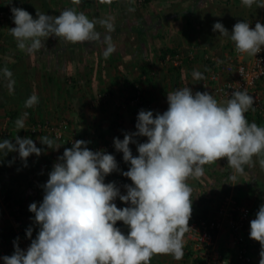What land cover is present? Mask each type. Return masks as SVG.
Returning a JSON list of instances; mask_svg holds the SVG:
<instances>
[{"label": "clouds", "instance_id": "9594fccd", "mask_svg": "<svg viewBox=\"0 0 264 264\" xmlns=\"http://www.w3.org/2000/svg\"><path fill=\"white\" fill-rule=\"evenodd\" d=\"M242 3L249 8L253 4L264 8V0ZM11 12L15 27L9 31L21 51H39L51 36L72 44L103 43L106 58L115 51L110 19L90 20L75 8H66L58 16L37 10L36 19L22 8L13 7ZM97 24L108 33L102 40ZM213 30L229 37L240 54L256 56L264 46V24L260 22L255 28L249 22H237L231 33L216 22ZM2 72L12 90V72L7 68ZM192 75L196 80L205 79L198 70ZM38 102L33 94L25 107ZM167 103L162 114L140 110L136 131L113 140L116 151L122 152L124 162L130 165L121 173L132 182L124 185L126 194H121L115 182L105 183L106 176L120 171L114 155L92 151L84 140H75L65 148L42 185V202L29 205L38 226L35 238L29 227L28 248L23 250L14 241L13 254L2 257L4 264H150L154 255L161 254L182 259L185 235L192 230L193 188L187 181L202 177L204 165L221 159H226L233 170L231 184H236L245 166H254L253 157H262L259 164L264 169V127L246 118L245 113L254 111V98L246 89L235 90L221 103L207 91L194 93L183 87L168 92ZM26 116L16 120L18 130L25 128ZM136 137L147 140L140 143ZM14 140L0 141V152L18 153L24 166L31 155L38 157L44 151L31 138L16 136ZM39 140L48 148H59L48 136ZM133 143L138 152L135 156L129 147ZM117 198L127 206L118 208L114 202ZM117 222L127 226V234L116 226ZM249 236L261 245L259 264H264V204L250 221Z\"/></svg>", "mask_w": 264, "mask_h": 264}, {"label": "crops", "instance_id": "0c3cea01", "mask_svg": "<svg viewBox=\"0 0 264 264\" xmlns=\"http://www.w3.org/2000/svg\"><path fill=\"white\" fill-rule=\"evenodd\" d=\"M3 1L5 6H10V0ZM11 1L17 8L26 11L31 8L34 15L38 10L58 16L66 8H75L90 20L110 19L114 26V31L110 35L115 51L106 58L103 54L106 45L103 43L72 44L55 36L44 42L46 48H41L40 52L22 56V51L17 48L16 40L9 31L15 27L12 13L5 24H0V132L4 131L2 136L13 143L16 136L28 137L38 148L44 149L38 157L35 154L31 155L27 159V166H24L18 153L10 152L4 155L0 152V160L3 157L5 159V164L0 162V219L3 218V221L10 225L13 224L16 231L17 224L22 222V226L27 229L32 227V234L36 236L38 226L34 224V213L29 211V205L33 202L37 204L42 202L44 195L42 185L46 183L49 172L61 156L63 146L55 140V146H59L56 150L42 145L39 138L43 136L30 135L26 132L28 126L34 121L54 122L66 118L70 123L71 133L82 136L89 144L108 140L114 133L124 136L125 133L135 132L138 112L143 109L153 111L154 115L157 112L162 114L168 108L167 93L183 88L180 87L182 83L193 92L197 90L209 92L206 89L209 88L207 83L194 79L193 70L184 66L187 60L180 66H174L170 62L162 64L161 58H157L160 49L170 48L175 54L182 55V60L197 58L193 60L194 63L197 61L194 70L203 73L204 54L211 52L216 56H222L224 48L211 51L198 46L199 29L196 24H187L184 16L157 23L156 19L160 18V14L176 0H165L166 2L149 0L141 7L130 6L129 0H111L110 3L108 0L104 2L80 0L79 4H74L73 0ZM25 3L28 4V8L25 7ZM260 10L259 18L249 22L251 28H255L257 22L264 24V8ZM190 27H194V30L192 31ZM138 28L144 30L145 35L140 36L142 40L140 45L148 48V54L145 48L143 54L136 49L139 43L137 37L135 38L136 34L131 31ZM96 30L101 33V40L108 34L99 24L96 25ZM77 45L80 48H77ZM145 62L150 63L152 69L148 77L141 74L142 64ZM4 68L12 72L11 79L14 81L12 90L8 87L9 80L3 75ZM137 88L143 93L148 107L140 109L139 105L131 103ZM259 88L264 101V77L259 83ZM99 93L107 94L106 101L97 100ZM33 94L38 96L39 102L33 107H25V101ZM25 113H27L25 128L18 130L15 122ZM246 118L249 123L255 122L258 126L264 127V122L260 118L249 114H246ZM135 139L140 143L147 140L146 137ZM129 147L134 156L138 155L135 143ZM106 152L115 156L121 169L122 166L118 162L119 154L113 150ZM260 158L262 157H253L254 166H245V171L237 177L236 184H231L234 182L229 177L233 170L226 159L204 165L202 177L190 178L187 181L193 188L191 217L215 216L216 205L222 197V192L226 190L241 204L250 207V221L254 219L259 207L264 204V187H259L261 186L259 180L264 181V169L259 164ZM118 172L106 176L105 183L114 182ZM247 173L256 178L248 177ZM7 190L9 195L11 193V199L3 201V195ZM118 203L123 207L127 206L120 200ZM8 205L22 207L17 222ZM123 226L127 228L126 225ZM215 245L224 256L229 258L234 256L236 245L226 225L218 231ZM28 246L27 244L20 248L26 250ZM260 250L261 246L250 264H259ZM183 252V258L180 260L167 254L154 255L150 264H194L196 252L193 251L186 236Z\"/></svg>", "mask_w": 264, "mask_h": 264}, {"label": "built area", "instance_id": "2783aa9c", "mask_svg": "<svg viewBox=\"0 0 264 264\" xmlns=\"http://www.w3.org/2000/svg\"><path fill=\"white\" fill-rule=\"evenodd\" d=\"M135 1L138 5L145 3V0ZM11 9V6L8 5L0 9V24H5L8 15L12 13ZM204 60L205 76L207 82L212 84L214 97L217 100L227 101L235 90L246 89L248 94L254 98V111L250 109L245 115H253L264 122V101L259 88V83L264 77V47L262 46L261 52L257 53L256 56H251L238 53L235 50V45L232 44L230 49L224 51L221 57L211 52H206ZM160 61L162 64L170 62L174 66H178L182 63V58L178 54L167 53ZM141 93V90L138 88L131 103L139 105ZM107 97V94H99L97 99L99 101H106ZM144 107L146 108L148 105L146 104ZM3 132L1 131L0 135H3ZM26 132L30 135L48 136L60 143L63 146L61 156L65 148L72 146L75 140L86 141L82 136L71 133L70 123L66 118H60L54 122L48 120L34 121L28 126ZM116 137L121 140L124 138L123 135L119 134L102 142L88 143L87 147L92 151H109L115 148L113 140ZM118 162L122 167H120L118 177L114 182L120 188L121 194H126L124 185L131 184L132 182L121 174L129 169L128 163L123 160L122 152L118 157ZM191 198L193 200V197ZM118 201L119 198L114 201L117 207L123 208ZM17 215L18 213L16 212L15 217ZM250 218V207L241 204L232 195L226 194L217 203L215 216L208 217V219L190 217L189 226L192 230L185 236L191 242L193 251L196 252L195 257L202 259L204 264H250L261 246L259 242L251 239L249 236ZM14 219L17 222L16 218ZM224 225L228 227L236 245V251L232 258L224 256L215 245L217 233ZM116 226L124 234H127L128 229L123 226L122 222H117ZM3 256H7L6 250L0 246V264H4Z\"/></svg>", "mask_w": 264, "mask_h": 264}, {"label": "trees", "instance_id": "16d2710c", "mask_svg": "<svg viewBox=\"0 0 264 264\" xmlns=\"http://www.w3.org/2000/svg\"><path fill=\"white\" fill-rule=\"evenodd\" d=\"M2 1L3 0H0V9L4 8V6H5L4 1L3 2ZM148 1L149 0H145V2H148ZM161 1L164 2L165 0H161ZM9 2H10L11 8L17 6L16 4L15 5L13 4V1L10 0ZM233 2H234L233 0H226V1H220V0H177V1H173L172 3H170L169 6L167 7V9H165L163 11V14H160V16H159L160 18L156 19V21L158 23V22H163L164 20H168L169 18L176 19L179 16H184L185 20L187 21V24H189V25L198 24L199 25L200 29L198 32L199 33L198 46L205 47L206 50L208 49L211 51L217 50L220 48L230 49V47L232 46V44H234V42H232L229 37L222 36V35H220L219 32L214 31L213 25L216 22H220L229 31V33H231L233 26L237 22H243V21L252 22V20L259 15L257 13L258 11L256 9H254V6H255L254 4L249 8V7H246L245 5H243L242 0L240 3H233ZM20 4L22 5L23 3H20ZM24 5H25V7L28 8L27 3H25ZM28 12L33 16L34 19L37 18L36 14L35 15L33 14L31 8L28 10ZM9 16H10V14L8 15L7 19L9 18ZM131 32L136 34L135 38L137 37V40L139 43V45H137L136 49H139L140 53L143 54V49L145 48L147 50V54H148V52H149L148 48L146 46L142 47L140 45L142 42L140 36L145 35L143 33L144 30L138 28L137 30L133 29V31H131ZM229 36H230V34H229ZM45 48H46V46H45ZM77 48H80V46L77 45ZM38 52H40V51H35V53H38ZM21 53L20 54L22 56L27 54V52L25 53L24 51H22ZM167 53L175 54L172 50H170V48H162V49H160V53L158 54L157 58H164V56ZM184 60L185 59L182 60V63L185 62ZM179 66H180V64H179ZM151 70L152 69H151L150 63L145 62L142 64L141 74H145L148 77L151 75V72H152ZM136 90H135V92H136ZM197 91L205 92L204 90H197ZM197 91H195V92H197ZM209 93L212 94L213 96H215L213 89H209ZM99 94H106V93H99ZM98 95L96 98H98ZM134 97H135V93H134V96L132 97V99ZM139 99H140L139 107L141 109L147 104V102L144 99L143 93L140 94ZM223 101H226V100H223ZM135 125H136V123H135ZM116 135H119V134L114 133L113 136H116ZM0 136H1L0 141L6 139L5 136H2V135H0ZM2 137H3V139H2ZM111 150H113L116 154H119V155L121 154V152L116 151L115 148H112ZM0 162L5 164L4 157L1 158ZM247 174H248V177L252 176V175H249V173H247ZM252 177L256 178V176H252ZM256 180L258 181V179H256ZM260 180H259V182H260L261 186H259V187H262V186L264 187V183H263L264 181L262 179H260ZM8 192H9L8 190L5 191V193L3 195V201H9L11 199L10 198L11 193L9 195ZM226 194H229L228 192H226V190L222 192V196L226 195ZM8 207L10 208V212H11L12 216L14 218H16L17 220H19L22 207L21 206H12L11 207L10 205H8ZM216 208H217V205H216ZM16 212L18 213V215L15 217ZM196 217L208 219V217H212V216L205 215V216H196ZM18 226L20 228L19 232L16 231V229L13 227V225H10V224L7 225L6 222L3 221V218L0 219V246L6 250L7 256L9 255V253L13 254V252L15 250L14 249V241H16L18 243L19 241L24 240L27 242L28 245H30V243H31V240L29 238H27V236H26L27 228L22 226V222L19 223ZM34 238H35V236H34V234H32V239H34ZM193 263L194 264H204L203 260L200 259L199 257H195L193 259Z\"/></svg>", "mask_w": 264, "mask_h": 264}, {"label": "rangeland", "instance_id": "374dc122", "mask_svg": "<svg viewBox=\"0 0 264 264\" xmlns=\"http://www.w3.org/2000/svg\"><path fill=\"white\" fill-rule=\"evenodd\" d=\"M129 1H130V2H129V3H130L129 5H130V6L132 5V6H135V7H141V6H143L145 3H147V2H145V3L141 4V5H138V4L136 3L135 0H129ZM176 1H177V0H176ZM220 1H221V0H220ZM233 1H234L233 3H240V2H241V0H233ZM148 2H149V1H148ZM257 2H259V0H257ZM254 5H255V6H254V9H256V10L258 11L257 13L259 14L256 18H259V16H260V11H261V10H260L261 7H257V4H254ZM261 22H263V20H261ZM194 25H195V24H194ZM249 25H251V24H249ZM253 25H254V24H253ZM195 26L198 27L197 29H200L198 24H196ZM190 28H191L192 31L194 30V27H190ZM198 32H199V31H198ZM198 34H199V33H198ZM263 47H264V46H263ZM225 50L227 51L228 49L224 48V51H225ZM222 54H223V53H222ZM181 56H182V55H181ZM181 56H180V57H181ZM182 57H183V56H182ZM220 57H221V56H220ZM184 59H185L184 61L187 60V61L185 62V64L183 63L184 66L187 67V69H192V70L194 71V69H195L196 66H197V65H195L197 61H196L195 63L193 62V60H194L195 58L190 59V60H189V58H184ZM195 60H197V58H196ZM195 60H194V61H195ZM202 62H203V60H202ZM203 70H204V67H203ZM201 71H202V70H201ZM202 74H203V76L205 77V79H203V80L207 83V85H208L207 87H209V88H206V89H207V90L212 89V84L209 83V82H207V78H206V76H205V75H206L205 72H203ZM180 84H181V83H180ZM180 87H185V85L182 83ZM6 224L9 225L8 223H6ZM12 225H13V224H12ZM18 225H19V224H18ZM19 229H20V228H19V226H18V227H17V231H18V232H19ZM18 245H19L20 247H23V246L27 245V242L24 241V240H22V241H19V242H18ZM10 255H12V253H11V254L9 253L8 256H10Z\"/></svg>", "mask_w": 264, "mask_h": 264}]
</instances>
